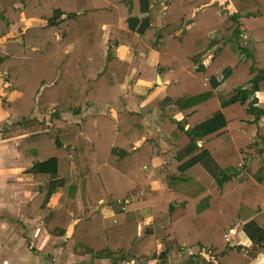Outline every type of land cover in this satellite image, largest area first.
<instances>
[{
  "label": "trees",
  "instance_id": "1",
  "mask_svg": "<svg viewBox=\"0 0 264 264\" xmlns=\"http://www.w3.org/2000/svg\"><path fill=\"white\" fill-rule=\"evenodd\" d=\"M22 16L45 22L0 44L6 91L15 93L2 107L22 118L2 139L25 136L18 150L33 161L26 190L36 196L22 215L43 218L47 234L65 237L72 253L111 264H170L172 250L194 248L214 261L205 264H252L246 243L264 250V0H0V39L21 27ZM181 22L179 33L162 35ZM105 26L130 56L156 54L153 66L167 80L156 122L165 153L139 113L87 115L79 123L61 117L121 98L129 65L116 44L105 49ZM36 111L50 115V132ZM220 117L225 128L194 140ZM183 137L190 140L184 149ZM152 175L167 184L156 203L130 200L150 191ZM117 186L130 190L119 197ZM118 199V220L107 225L104 210Z\"/></svg>",
  "mask_w": 264,
  "mask_h": 264
},
{
  "label": "crops",
  "instance_id": "2",
  "mask_svg": "<svg viewBox=\"0 0 264 264\" xmlns=\"http://www.w3.org/2000/svg\"><path fill=\"white\" fill-rule=\"evenodd\" d=\"M6 23H7V21H6ZM180 24H182V23H180ZM20 25H21V27L17 24L11 26L10 33L6 37L0 39V44L3 45L7 40H10V39H16L17 41H19L18 38L21 36V33H23L27 28L41 27V26L45 25V22L38 20V19H27L24 16H22ZM178 26H180V25L177 24L176 28ZM104 28L106 30V39H107V35L109 32L113 36H117L116 38L113 39V42L117 45L118 55H119L120 59L129 63L128 64L129 68H128V72H127V77L134 74L135 79H134L133 83L135 85H138L137 80H142L143 82H146L148 84H150L151 80H154L155 84L149 85L148 89L150 90V92L148 90V94L146 96L144 95L141 97L130 86L129 88H127L128 90L125 89L123 91V93L121 94L120 100L118 102H116L115 104L100 105V106L84 105L80 115L74 116L69 112H65L61 115V117H62V119L66 120L69 123H79L87 115H107V116L114 118L116 113L120 112V111H131V112L139 113L144 118V120H146L149 123L150 137L154 138L157 141V143L161 147L162 153H165L166 151H168L169 145H168V142L166 140V135H162L157 131L156 122L158 121L160 116L164 114L163 108L161 106V101L164 98V85L167 83V80L161 79L163 82L162 86H158L156 84V77H157V75H159V73L157 72V68H155V66H153V64L155 62L156 54H151L149 56L148 63L143 59L142 55L130 56L131 49H130V47H128L126 44L123 43V41L120 39V36L117 33L110 31L108 26H105ZM173 29H174V27L172 26L169 28H165L161 32L163 33V32H166L168 30L173 31ZM108 45H113V44L108 43ZM122 47H127V50L125 51L124 57L121 56L122 54L120 52ZM107 48H108V46H107ZM107 48H105V49H107ZM197 65H199V64H197ZM127 77H126V79H127ZM8 86H9V84L4 81V73L0 70V119L2 120V122L0 120V123H3V125H0V132L4 129V127L6 128L7 125H4V124H6V123H14V124L15 123H21V121H22L21 117L10 116L8 113H6L3 110V107H2L3 106V100L11 99L15 96L14 92H7L6 91ZM146 91H147V89H146ZM157 98H158V102H155V100ZM112 107H114L117 111H111L108 114H102V112H104L105 109L108 110L109 108H112ZM168 113L173 118H175L177 120H179V119L174 114H177V116L178 115L181 116V114L175 109H172ZM33 117H35L41 121H44L43 118H45L46 120L44 122H46V124H48V125H45V129L52 130L51 118H50L49 114H41L38 111H36L33 114ZM181 118L182 119L179 121H183L182 116H181ZM48 119H49V122H48ZM226 126H227V123H226V119L224 117L217 118L211 122H208V123L200 126L197 129V135L195 136L194 140L200 141V139H202L206 135L210 134V130L216 129L215 131H217V130H220L222 128H225ZM198 134H202V136L198 137ZM24 137L25 136H17V137L8 139V140H3L2 139V133H0V145L4 148V144H7L9 142H11V143L13 142L12 147H14L15 150L17 149L16 151L19 152L18 145L24 139ZM189 143H190V140L187 137H183L180 141V146L182 149H184ZM5 148H7L6 145H5ZM17 156H18L17 158H20L21 166H17L16 164H12V160H10L8 162V165H7L9 167H8V169H6L7 184H10L11 194L8 197H6V195H4L5 198H4V201L2 203L4 204L5 207L11 206V205H17V204H20L22 207L23 205L30 202L36 196V194H33L31 191L26 190V185L31 184L34 180V176L30 172V169L32 168V165H33V161L31 159L27 158L25 155H23L20 152H19V155L17 153ZM150 183H151V189L149 192H155L156 188L160 189L162 192H164L167 189L166 180L158 179L156 177V175H152L150 177ZM18 189H21V195H22V196L18 197V198H20L19 200H18V198L14 197V195L12 193V190L14 191V193H16V191ZM149 192H145V190H140L137 193V195L130 198V200H134L137 197L142 196V195H148L147 193H149ZM26 194L29 197L26 198ZM14 202H15V204H14ZM116 203H117V201H116ZM21 207H20V214L22 216L21 222L26 227L28 225H31V224H38L39 228L36 230L34 229L35 231L32 232V235L36 236V237L39 236V240H38L37 244H41L44 241L41 246H45V248H48V249L46 250V253H44V254H40L39 250L36 249L38 251V253L34 254L31 252V250L29 248L31 243H30L29 239H26L27 237H25V236L19 237L17 235H15L13 237H12V235H5L3 237L0 236V264H28L29 261L33 260V262H34L35 258H37L41 255H46V258H45V260H43V262L40 261V264H59V263H57V261L62 260L61 259V248L58 245L60 243L56 244L55 242H59L58 239H65L66 240V238L48 235L46 230H45V227H44V219L43 218L27 219L26 217H24V215H22ZM176 214L174 216L168 218L167 222L164 225L165 227H168L170 225V222L173 218L178 217V216H176ZM0 226H1V224H0ZM36 231L38 232L37 235H35ZM70 233H71V230L67 234L66 237H69ZM47 236H49V237H47ZM229 239L232 240L233 245L237 244V241L235 239V231L232 232ZM40 240H42V241H40ZM52 240H54L55 242H53ZM65 240H64V242H65ZM50 241L52 243L50 246H48ZM158 244L159 245L161 244L160 239H158ZM246 245L248 246L247 243H246ZM253 246L254 245H252L250 247V250L253 249ZM31 247H32V245H31ZM256 247H258V246H255L254 248H256ZM260 249L261 248H259V251H257L259 253L255 252L256 254L254 255V257H252L250 255L253 258L252 264H264V250H260ZM63 250H64V248H63ZM190 252H191V254H193V256H191V257L201 256L203 258H207L206 261H208V262H210V261L212 263L214 262V261L210 260V258L207 257V255H205V253H201L198 248H194L192 250H187L183 253H180L179 255L177 254L176 249L172 250V252L169 255V263L170 264H182V263H184L185 261L189 260ZM71 253L66 258V260L68 261L67 264H70L71 260H73V259L75 262L78 258V255H76L74 253L71 254ZM201 257L197 258V261L199 262V264H205L203 262L204 260L201 259ZM79 258H82V257H79ZM33 262H32V264H33ZM91 264H111V260H109V259L95 260L94 257H92V263ZM119 264H158V261L152 260L150 262H140L138 258H130L126 261L119 262Z\"/></svg>",
  "mask_w": 264,
  "mask_h": 264
},
{
  "label": "rangeland",
  "instance_id": "3",
  "mask_svg": "<svg viewBox=\"0 0 264 264\" xmlns=\"http://www.w3.org/2000/svg\"><path fill=\"white\" fill-rule=\"evenodd\" d=\"M165 1L166 0H163V2H165ZM214 1L222 2L223 0H214ZM181 23L182 24L178 23V25H180V26H178L177 28H176L177 25H174L173 26L174 27L173 31H169L168 30L166 32H163L162 35L165 36V35H168L170 33H179L182 30V28L185 27L184 23L183 22H181ZM116 37L117 36H113L109 32L108 35H107V39L105 40V48H107L108 43L115 44L113 42V39L116 38ZM120 39L122 40L121 37H120ZM126 50H127V47H122V49L120 51L121 54H122L121 55L122 57L125 56V51ZM142 57L148 63V60H149L148 57H145L143 54H142ZM134 79H135V75L134 74L129 76V77H127V79L124 81V90L131 86L134 89V91L138 95H140L141 97L144 96V95L146 96L148 94L149 85H151V84L154 85L155 84L154 80H151L150 84H148L146 82H143L142 80H137L138 85H135L133 83ZM219 81H220V76H216L215 78L212 79V85L216 86ZM146 89H147V91H146ZM149 92H150V90H149ZM155 102H158V98L155 100ZM262 102H264V96L263 95L261 96V103ZM111 111H117V110L114 107H112V108H109L108 110L105 109L104 112H102V114H108ZM174 115H176V117L179 120L182 119L181 116H179V115L177 116V114H174ZM43 120L45 121L46 119L43 118ZM1 122H2V120H1ZM48 122H49V119H48ZM44 123H45V125H48V124H46V122H44ZM0 125H3V123H0ZM4 125H7V126H6V128L4 127V129L2 130L3 132L5 130H9L12 127V125H14V123H6ZM46 130L49 131V132L51 131L49 129H46ZM215 130L214 129L210 130V133L214 132ZM2 131L0 133H2ZM201 136H202V134H198V137H201ZM5 145L7 146V148H5ZM12 145H13V142L12 143L9 142L7 144H4V148L5 149L0 145V224H1V226H0V236L1 237L5 236V235H12V237L15 236V235H17L19 237L20 236H25V237H27L26 239H29L32 247H34L35 249H38L40 254H44V253H46V250L48 249V248H45V246H41L44 241L41 244H37L38 240H39V236L36 237V236L32 235V232H34L36 229H38L39 225L38 224H31V225H28L27 227L24 226V224L21 222V219H22V216L20 214L21 205L17 204V205H11V206L5 207L4 204L2 203L4 201V198H5L4 195H6V197H8L11 194L10 184H7L6 169H8V167H9V166H7L8 162L10 160H12V164H16L17 166H21L20 158H17L18 157L17 153L19 155V152H17L16 151L17 149L15 150L14 147H12ZM263 159H264V155H263ZM129 190H130V188H127V187L126 188L125 187L122 188L120 186L116 187V192H117V195L119 197L124 195V194L126 195ZM12 193H13L14 197H16V198L22 196L21 195V189H18L16 191V193H14V191L12 190ZM161 193H162V191L160 189L156 188L155 192H149V193H147L148 195L139 196L136 199H134L133 201H135L136 203H141V204L144 203V205L151 206V205H154L156 203V201L160 198ZM27 197H29V196L26 194V198ZM19 199L20 198H18V200ZM113 202H112L113 209H111V210L105 209L104 210V214H106V217H107V225H112L115 221L118 220L117 211H120L121 207L124 204V200H122V199H118V202L116 204H113ZM14 204H15V202H14ZM102 205H104V203ZM181 214H182L181 211H179L176 214V216H179ZM37 233L38 232L36 231L35 235H37ZM47 237H49V236H47ZM64 240L65 239H58L59 242H55L54 240H52L56 244L60 243L58 245L61 248V259L62 260L57 261V263H59V264H63V263L67 264L68 261L66 260V258L71 253V251L69 249L65 248ZM40 241H42V240H40ZM51 243L52 242L50 241L48 246H50ZM251 246H252V244L248 243L249 254L252 257H254V255L256 253H259V252H257V251H259V248L258 247L254 248L255 246H253V249L250 250ZM63 248H64L65 251L63 250ZM260 250H262V249H260ZM176 251H177V254L179 255L180 254L179 251L178 250H176ZM205 255H207V254H205ZM189 256L191 257V256H193V254H191V252H190ZM79 257L80 256H78V258H77V260L75 262H74V259L71 260L70 264H91L92 263V257L91 256H82V258H79ZM200 257L201 256H198V258H200ZM207 257H208V255H207ZM45 258H46V255H41V256L35 258L34 262H33V260L29 261L28 264H32V262H33V264H40V261L43 262V260H45ZM201 259L206 261L207 258L201 257ZM95 260H100V259H95Z\"/></svg>",
  "mask_w": 264,
  "mask_h": 264
},
{
  "label": "water",
  "instance_id": "4",
  "mask_svg": "<svg viewBox=\"0 0 264 264\" xmlns=\"http://www.w3.org/2000/svg\"><path fill=\"white\" fill-rule=\"evenodd\" d=\"M7 23H8V21H7ZM156 84L158 86H162L163 85V82H162V80L160 78V75H157V77H156ZM113 203L116 204V201H114Z\"/></svg>",
  "mask_w": 264,
  "mask_h": 264
}]
</instances>
